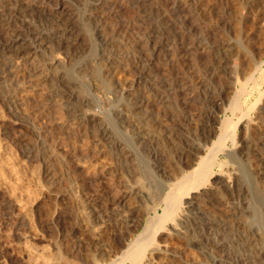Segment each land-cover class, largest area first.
<instances>
[{
    "label": "rangeland",
    "instance_id": "obj_1",
    "mask_svg": "<svg viewBox=\"0 0 264 264\" xmlns=\"http://www.w3.org/2000/svg\"><path fill=\"white\" fill-rule=\"evenodd\" d=\"M0 264H264V0H0Z\"/></svg>",
    "mask_w": 264,
    "mask_h": 264
},
{
    "label": "bare ground",
    "instance_id": "obj_2",
    "mask_svg": "<svg viewBox=\"0 0 264 264\" xmlns=\"http://www.w3.org/2000/svg\"><path fill=\"white\" fill-rule=\"evenodd\" d=\"M16 2V1H15ZM255 4V3H254ZM257 6V4L255 5V7ZM253 7V6H252ZM256 9V8H255ZM253 14V13H252ZM254 17H256V19L257 18H259L260 17V19H262L263 17L262 16H260L259 15V13H257V12H255V14H254ZM253 17V18H254ZM69 38V37H68ZM212 155H214V153L212 154ZM212 155H210V156H208V155H206V158L204 159V160H200L199 162H200V165L198 164V166H199V168L198 169H196V170H194V173L193 174H191V176L193 177V178H195L194 179V181H195V184L197 185V186H200V185H202V183L203 182H205V178L209 175V172H210V170H211V167L214 165V163H215V160H214V158H215V155H214V157L212 156ZM187 181V180H186ZM185 181V179L183 180V183H185L186 182ZM193 181V180H192ZM178 185H174V190H173V193L171 194V195H173L172 197H171V201H172V204H169L170 205V208H171V205H172V207H179L178 206V203L180 202V200H181V197H182V189H183V187H182V189L180 188V185H182V182L180 183L179 181H178ZM194 186V185H193ZM173 188V187H172ZM196 188V187H195ZM172 190V189H171ZM172 191H170V193H171ZM170 193H169V195H170ZM169 195H164V198H163V200L164 201H166V200H168V197L170 198V196ZM170 200V199H169ZM167 202H169V201H166L165 203L167 204ZM171 203V202H170ZM167 204V208H169V205ZM180 205V204H179ZM167 208H166V210H167ZM176 210V209H175ZM163 212V211H162ZM169 212H170V210H169ZM165 215H166V213H165ZM163 216H164V214H163ZM167 216V215H166ZM160 218V217H159ZM163 219H165V217H163ZM157 220L155 219V222H156ZM154 222V221H153ZM148 225V224H147ZM152 225V224H151ZM146 227V226H145ZM147 229V228H146ZM148 231V230H147ZM150 231V230H149ZM146 236H147V234H145ZM144 236V235H143ZM140 238V237H139ZM147 238V237H146ZM141 240V238L138 240V241H140ZM137 241V240H136ZM142 241V240H141ZM147 241V240H146ZM135 242V241H134ZM135 245V244H134ZM140 246V245H139ZM135 247V246H134ZM125 256H127V258H131L132 257V255L131 254H124Z\"/></svg>",
    "mask_w": 264,
    "mask_h": 264
}]
</instances>
